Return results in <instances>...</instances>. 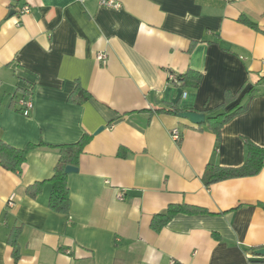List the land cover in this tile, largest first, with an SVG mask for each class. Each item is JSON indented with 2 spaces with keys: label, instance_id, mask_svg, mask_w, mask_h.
Listing matches in <instances>:
<instances>
[{
  "label": "crops",
  "instance_id": "0c3cea01",
  "mask_svg": "<svg viewBox=\"0 0 264 264\" xmlns=\"http://www.w3.org/2000/svg\"><path fill=\"white\" fill-rule=\"evenodd\" d=\"M118 1L0 0V140L38 145L16 172L0 163V264H264L255 252L264 247V166L202 179L208 164L243 165L247 140L264 148V84L219 141L156 111L177 102L210 110L264 77V33L239 20L264 31V0ZM190 69L202 74L199 87L173 82ZM78 87L86 99L72 102ZM29 95L25 116L18 101ZM85 134L67 177L70 211L56 212L50 184L35 198L27 187L52 177L60 155L51 146ZM172 204L208 212L179 213L154 230V215Z\"/></svg>",
  "mask_w": 264,
  "mask_h": 264
},
{
  "label": "trees",
  "instance_id": "16d2710c",
  "mask_svg": "<svg viewBox=\"0 0 264 264\" xmlns=\"http://www.w3.org/2000/svg\"><path fill=\"white\" fill-rule=\"evenodd\" d=\"M240 22L256 29L258 31L263 30L251 21L246 16L240 17ZM176 77L173 82L185 87L197 88L201 84L202 74L199 71L188 70L185 74H175ZM264 84V77H261L256 84L249 86L248 88H241L238 92L233 93L231 91L225 92V99L219 106L201 111L206 115V120L202 124H198V128H208L214 132L218 141L221 138V131L228 122H230L236 116L248 111L254 97L261 92L260 86ZM83 90L78 87L76 93L70 97L72 102L83 101L86 99V95L82 94ZM21 111V110H20ZM157 112H163L168 114H177L186 111L182 109L179 103H166L165 106L157 108ZM195 111V110H187ZM186 111V112H187ZM200 112V111H196ZM91 136L85 134L79 141L75 143L62 144L51 146L58 151L60 159L54 169L52 177L45 182H37L27 187V193L32 197H37L43 190L46 184L51 185V193L48 204L50 208L56 212L69 213L70 211V190L68 186V173L65 168L67 165H78L79 158L84 151L86 145L90 141ZM247 159L245 163L238 167H225L215 164H208L203 173V181L206 185H210L215 182H219L226 179L252 176L258 174L264 166V148L258 146L252 141L247 140ZM38 147V145L30 144L23 149L16 148L8 143L0 140V163L6 169L12 171H18L20 166L26 160L28 153ZM208 210L202 207L188 205V204H172L169 205L167 210L163 213L154 215L151 226L154 230L160 231L168 222L179 213H207ZM19 229L16 228L12 234V244L14 245V258L16 261L20 259L19 245L17 244V235Z\"/></svg>",
  "mask_w": 264,
  "mask_h": 264
},
{
  "label": "built area",
  "instance_id": "2783aa9c",
  "mask_svg": "<svg viewBox=\"0 0 264 264\" xmlns=\"http://www.w3.org/2000/svg\"><path fill=\"white\" fill-rule=\"evenodd\" d=\"M100 4L103 6H106V7H111V8H120L121 7V3L118 0H100ZM25 9L28 10L27 7H25ZM98 59L101 61H105L106 60V54L100 53L98 55ZM171 78L174 80L176 79V77L174 75H172ZM18 103H19L20 110H21L22 114L25 116L30 115L32 109L35 106L32 95H29L28 97L20 98ZM172 136L174 137L175 140H179L180 139V130L178 128L173 129ZM119 197L121 199L124 198L123 194H120Z\"/></svg>",
  "mask_w": 264,
  "mask_h": 264
},
{
  "label": "water",
  "instance_id": "95a60500",
  "mask_svg": "<svg viewBox=\"0 0 264 264\" xmlns=\"http://www.w3.org/2000/svg\"><path fill=\"white\" fill-rule=\"evenodd\" d=\"M13 13V11L11 12ZM183 118L189 119L194 124H202L206 120V115L201 112L196 111H184L179 114ZM66 173L76 172L78 171V167L75 165H67L65 168ZM256 254L258 255H264V247H261L260 249H257Z\"/></svg>",
  "mask_w": 264,
  "mask_h": 264
}]
</instances>
